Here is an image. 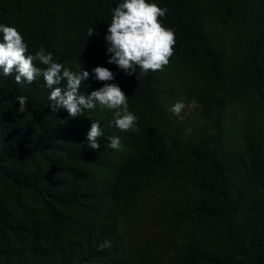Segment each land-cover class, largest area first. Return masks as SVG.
I'll return each mask as SVG.
<instances>
[{
	"label": "trees",
	"instance_id": "obj_1",
	"mask_svg": "<svg viewBox=\"0 0 264 264\" xmlns=\"http://www.w3.org/2000/svg\"><path fill=\"white\" fill-rule=\"evenodd\" d=\"M154 2L173 53L125 75L102 40L118 0H0L28 52L108 68L137 117L127 131L106 109L69 118L49 111L42 80L0 77V264H264V0Z\"/></svg>",
	"mask_w": 264,
	"mask_h": 264
},
{
	"label": "clouds",
	"instance_id": "obj_2",
	"mask_svg": "<svg viewBox=\"0 0 264 264\" xmlns=\"http://www.w3.org/2000/svg\"><path fill=\"white\" fill-rule=\"evenodd\" d=\"M110 19L102 36L105 48V63L113 65L125 75H132L139 69L140 75L157 71L168 63L173 53L174 31L162 26L166 8L159 7L154 0H118L110 10ZM93 34L89 28L87 36ZM12 76L19 85L31 84L40 79L48 90V109L52 113L65 111L69 118H76L86 110L111 111V125L121 131L135 130L136 115L129 110L128 98L114 80V73L103 66L89 71L79 64L76 70L58 62L43 46L28 52L18 30L0 23V77ZM91 79L104 82L100 87L85 95L78 91L83 81ZM27 98L17 96L18 111H24ZM185 105L176 101L169 111L179 117ZM190 131V129H186ZM103 135L100 123L91 120L84 142L87 149L101 148L99 139ZM107 148L119 151L122 147L118 136L107 137Z\"/></svg>",
	"mask_w": 264,
	"mask_h": 264
}]
</instances>
